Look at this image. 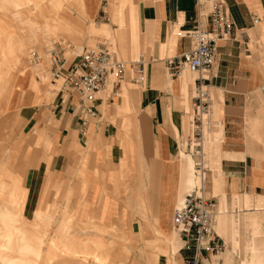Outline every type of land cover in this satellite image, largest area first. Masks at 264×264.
Segmentation results:
<instances>
[{
    "label": "crops",
    "instance_id": "obj_1",
    "mask_svg": "<svg viewBox=\"0 0 264 264\" xmlns=\"http://www.w3.org/2000/svg\"><path fill=\"white\" fill-rule=\"evenodd\" d=\"M16 1L0 0V12L12 14L13 10L14 18H21ZM51 1L59 7L56 0ZM76 1L83 16L93 19L101 14L103 5L107 7L110 22L97 24L107 26L103 33H114L116 47L125 55L131 47L139 50L138 57L147 69V83L142 89H122L121 97L108 96L106 90L97 93L95 116L83 132L80 104L74 94L59 91L50 102L38 104V94L23 81L25 93L14 96L10 111L20 119L24 144L28 143L22 148L23 154L27 156L29 151L34 166L26 171L24 181L14 170L16 158L1 163L13 177L0 182V228L19 230L17 235L9 233L4 245L15 237L20 244L31 243L17 224L24 219V206L30 211L31 221L42 216L36 209L41 204L35 199L39 186L35 181L48 179L54 185L67 186L68 201L74 202L79 218L87 220L83 231L90 226L118 234L122 230L135 241L144 235L149 242L154 236L153 227L161 234L170 235L174 208L190 191L188 165L192 167L193 161L190 156L188 162L184 160L185 155L179 151L177 139L182 132V113L174 107V98L179 94L188 100V84L193 85L194 80L182 75L179 83L174 77L172 86L165 87V77L169 74L167 60L189 46V39L182 34L196 24L195 0H131V5L129 0H83L84 4ZM225 1L234 24V38L217 42L216 63L210 71H203L196 77L207 79L205 84L211 87L212 115L214 119L219 118L222 126L217 131L218 141L211 148L212 176L207 192L219 201L217 215L226 235L232 232L227 224L229 215L224 214L225 204L231 200L237 203L241 197L246 214L242 220L239 212L235 214L238 228L235 246L240 247L241 228L250 234L244 241L243 258L238 264H264L263 251L252 244L254 238L264 233V215L258 214L264 209V105L257 97L264 85V0ZM253 15H257V22H253ZM116 19L119 29L111 28L116 26L112 24ZM91 22L94 21L89 20ZM42 23L44 33L55 31L56 19ZM201 24L207 26L206 17L201 19ZM87 28L89 37L102 36L90 35ZM49 40L47 38V43ZM14 41V31L9 32L0 25V75L3 76L0 84L7 82L12 74L10 47ZM23 51L25 53L24 48ZM164 88L171 91L166 92ZM19 96L21 104L16 106ZM130 101L133 109H127ZM115 109V116L124 112L133 117L138 128L133 140L118 126L125 120H111ZM8 120L4 117L1 122L8 127L11 126ZM128 181L134 185L130 194L126 192ZM51 207L54 212V206ZM114 223L117 224L110 225ZM70 235L67 233L70 243L82 244ZM3 236L0 232V238ZM221 240L225 249L220 264L229 250ZM83 242L86 247L93 244L87 240ZM104 251L101 254L104 264H130L132 261L123 256L118 260L122 262H110ZM191 255L179 247L175 263L184 264L183 259ZM8 264L21 263L11 261ZM199 264H212L207 252L203 253Z\"/></svg>",
    "mask_w": 264,
    "mask_h": 264
},
{
    "label": "rangeland",
    "instance_id": "obj_2",
    "mask_svg": "<svg viewBox=\"0 0 264 264\" xmlns=\"http://www.w3.org/2000/svg\"><path fill=\"white\" fill-rule=\"evenodd\" d=\"M81 1L84 4V1ZM56 3H59V7H55L51 0H17V10L21 14V18L19 19L14 18L13 10L12 14H3L0 12V18L2 19L0 20V25L5 27L9 32L14 31V38L16 40L10 47L13 56L12 74L9 75V80L7 82L3 81V83L0 84V182L10 181L13 177L10 170H5L1 167L2 162H10L11 159L16 158L14 160L15 163H13L14 170L17 176L24 181H26V171L34 166L29 151L27 156L23 154L25 151L22 150V148L25 146V149L28 143L24 144L25 135L20 127V119L18 115L10 111V108L14 96L17 94L22 96L25 93L22 87L25 86L23 81L29 85V89L38 94V98L36 99L38 104L50 102L61 90L62 82L56 81L50 74L51 64L49 56L46 54L48 47H51L53 44H60L65 51V57L66 60H69V63L72 59L74 60L82 50L97 48L101 44L107 45L119 59L124 61L137 60L139 55V50L136 47H131L129 54L125 55L124 51L122 52V50L120 51L116 47L118 43H116L114 39V33L107 35L102 32L107 26L97 23L110 22L109 15H107L108 9L105 5H103L104 7L101 9V14L93 19L87 15L86 17L83 16L79 3L76 0H56ZM128 4H132L131 0H129ZM128 9H130L129 5ZM102 11L106 13L105 17ZM52 18L56 19L55 31L44 33L42 21ZM127 19L128 16H125V20ZM89 20L96 23H89ZM112 24H116V26L111 25V28H118L117 19ZM86 28L90 35L100 34L102 36L89 37L86 33ZM47 38H50L48 43L46 41ZM8 47L9 44L7 49ZM32 51H37L42 56L39 63L31 59L30 53ZM145 74L147 80L146 65ZM183 75L189 78V80L193 79L194 82L197 77V75H190L187 73ZM2 79L3 76L0 75V82ZM172 80L173 78L167 74L165 77V87L168 84L172 86ZM177 81L179 83L180 78ZM121 84L117 92L109 85L105 94L108 96L117 94V96L121 97V91L124 88L142 89V87L130 81L129 78L121 81ZM145 86L143 85V88H145ZM188 88V100H184L179 94L174 98V107L180 109L182 113V132L177 139L178 147L179 151L185 155V158L181 156L184 160L188 162L187 157L190 156L193 161L192 167L189 168L188 165L189 182H191L190 190L199 186V179L195 176V170L196 168H202L201 157H203V162L208 168L202 171L205 178V192L206 196H212V193L210 194L207 192L208 181H211L212 176V168L210 166L211 148L218 141L219 134L217 131L220 130L222 126L219 124V118H213V104L210 101L208 113H211V115L208 117L203 116L202 118L203 135L199 129H194V125H200L198 121H195V124H193V120L199 118V113H197L194 108L195 97L198 95V92L194 84L192 85L189 83ZM54 90H56V92ZM164 90H166V92L171 91L166 88H164ZM20 96L19 103L16 106H20L21 104ZM257 97L259 102L264 105V97L260 94V91H258ZM116 99L117 97L114 98L113 103L116 102ZM127 109H133L131 101L127 103ZM116 111L117 109L110 115L111 120H125L122 125L118 126L121 128L124 135L132 137L129 138L133 140L138 131L137 124L133 122V117H129L124 112L115 116L114 114ZM4 117L9 119L8 123L11 126L8 125V127H6L3 125L1 121ZM1 136L3 138H1ZM7 136L9 139H7ZM202 137L203 143L200 144L199 141ZM200 147L203 150V156ZM35 182L39 184L36 188L38 189V195H35V199L40 201L41 204L36 209L41 212L42 216L36 221H31L30 211L25 209L24 206V221L21 220L22 222L20 221L17 224V227L21 228V233L31 243L20 244L15 240V237L9 239V243L4 245L3 241L8 240L9 233L17 235L19 230L16 228H0V232L4 234V236L0 238V258L3 259H0V264H8L11 261H17L21 264H104V257L102 258L101 256L104 249H106V251H104L105 258L106 256L107 258L109 257L110 262H122L118 260L123 256L126 258L129 257V259L132 260L130 264H135L134 262L137 264H174L176 262L180 243L175 236L173 225L170 235L161 234L153 227L154 236L150 238L152 239L150 242L144 235L138 236L140 239L135 241L127 236V234H123L122 230H119L121 233L119 232L118 234L112 230H103L90 226L86 231H83L85 229L83 224H85L87 220L80 219L75 211L76 209H74V202L68 201L70 196L66 197L67 186L63 187L59 184L54 185L48 179ZM133 186V182L128 181L126 184V192L129 194L133 193ZM35 193H37V190ZM0 198L2 197L0 196ZM214 199L216 202V214H218L219 201L217 198ZM32 204H35V202ZM178 204L179 202L176 206ZM52 205L54 206V212H52ZM142 205L143 203H140L141 207ZM225 205L224 214L229 215L226 218L232 234L226 235L223 233L221 218L217 215L218 235L229 246L224 262L221 264H238L240 262L239 260L243 258L244 241L249 239L250 233L241 228L239 234L240 247H238V245L235 246V236L237 237L238 235L235 234L238 230L237 222H235V211L237 210L239 212L240 220H242L246 213L241 203V197H239L237 203L231 200L229 204L227 203ZM258 214L264 215V209L258 211ZM116 224L117 223L110 225L115 226ZM67 233H71L69 237H77L82 241V244L70 243L67 238ZM259 236L260 237L252 240V244L257 250L263 251L264 253V233H260ZM84 240L91 241L93 244L86 247L83 245ZM262 262H264V259H262Z\"/></svg>",
    "mask_w": 264,
    "mask_h": 264
},
{
    "label": "built area",
    "instance_id": "obj_3",
    "mask_svg": "<svg viewBox=\"0 0 264 264\" xmlns=\"http://www.w3.org/2000/svg\"><path fill=\"white\" fill-rule=\"evenodd\" d=\"M195 7L197 11L196 24L192 29L182 34V37L189 38L188 48L169 58L166 62L173 75H177L184 69L209 71L218 55L217 42L234 38V24L225 0H195ZM204 17L207 18L205 27L201 24V19ZM252 20L257 22V15H253ZM32 55L34 56L35 53ZM116 58L105 45H99L97 49L87 50L83 55L77 56L65 68L64 64L67 60L63 55L60 57L58 53V56L54 57V61L51 57V71L53 77L56 78L58 74L64 75V89L77 97V102L81 105L84 115L85 113L92 114L95 112V93L102 90L109 82L119 86L122 79L127 76L126 67ZM143 70L142 62L134 63L136 77L130 76L134 83H143ZM261 90L264 93V85L261 86ZM196 99V106L206 107L205 100L200 97H196ZM80 122L81 126L87 125L84 116L80 118ZM201 196L195 190L188 193L182 205L173 211L172 223L181 226L186 239L196 238L194 234H199L206 239L212 233L210 225L206 226L202 220H195V216L203 212L202 203L204 200ZM212 241L215 243L216 239ZM219 246L215 245V247ZM191 248L194 249L191 245H187L184 249L191 251ZM200 249L201 246H199ZM197 256L195 253L193 256L186 257L184 263L195 264Z\"/></svg>",
    "mask_w": 264,
    "mask_h": 264
},
{
    "label": "bare ground",
    "instance_id": "obj_4",
    "mask_svg": "<svg viewBox=\"0 0 264 264\" xmlns=\"http://www.w3.org/2000/svg\"><path fill=\"white\" fill-rule=\"evenodd\" d=\"M102 14H103L104 17L106 16V13L103 12V11H102ZM101 45H104V44H101ZM105 46H106V48H108L117 57L116 59L118 61H120L121 63H123L124 66L126 67L127 76H125L122 79V81L124 79H126V78H129V80L132 81L130 76L132 78L136 77V73L134 71V63H136L137 61L142 62L140 60V57H138L137 60L127 62V61L119 59L118 56L107 45H105ZM97 48H93V49H97ZM87 50H91V49H84L77 56L83 55L85 53V51H87ZM33 53H35L34 56L32 55ZM58 53H59L60 57H61V55H63L65 57V51H64L63 47L60 44H53L51 47H48L46 54L49 56V60H50V64L51 65H52L51 57H52V59L54 61V57L58 56ZM77 56H76V58H77ZM30 57H31V59L33 61H35L37 63H39L41 61V59H42V56L37 51H32L30 53ZM216 60H217V58H216ZM216 60H215L214 64L216 63ZM68 64H69V60L67 59L66 63L64 64V67L66 68ZM214 64H213V66H214ZM143 66H144V70H143L144 81L141 84H138V83L135 82V84L139 85V87H143V85L147 81L146 80L144 63H143ZM212 67L210 68V70L212 69ZM168 70H169L170 77H172V78L176 77L177 80L179 78H181V76L183 74H185V73L190 74V75L191 74L198 75L199 73L203 72V71H190L189 69H184V70L180 71V73H178L177 75H173L169 66H168ZM50 74H51V77L53 79H55L56 81H61L62 82V87H61V90H60L62 93H70V94H72L70 91L65 90L64 87H63L64 86L63 83L65 81L64 75L58 74L57 78L53 77L54 75H53V72L51 71V66H50ZM132 82L134 83V80ZM206 82H207V79L204 78L203 76L198 78V79H196L195 82H194L195 89L198 92V95L196 97H200L201 99L206 101V107L201 108L200 106H196L197 105L196 104V100L197 99L195 97L194 108H195L196 112L199 113V116H198L199 118H196L195 120H193V124H195V121L199 122L200 125L197 126V127L194 125V129L198 128L199 131L202 133V135H203V128H202L203 119L202 118H203V116L208 117V116L211 115V113L210 114L208 113L209 112L208 111V109H209L208 107H209V102L210 101L212 102L211 87L207 86L205 84ZM65 85H66V82H65ZM109 85L112 86V89L115 88L113 90L115 92H117V90L120 88V86L122 84L120 83V85L118 86V85L114 84L113 82H111V83L109 82L102 90H99L97 93H99V92H101L103 90H107ZM259 91H260V94L264 97V93L262 92L261 87H260ZM97 93H95V95ZM111 95H114V94H111ZM95 113H96V110L92 114L85 113V115H84V113H82V109H81V105H80V118H82L84 116L85 119L87 120V122H86L87 125L90 123L91 118L95 116ZM80 124H81V122H80ZM87 125L86 126H81V129H82L83 132L85 131V128L87 127ZM200 136H201V134H200ZM199 142H200V144L203 143V137H202V139ZM201 154L203 156L202 148H201ZM201 158H202V168L201 169H197L196 168V170H195V176H196L197 179H199V186L198 187H194L193 189L190 190V192L195 190L198 194L202 195L201 198L204 200V202L202 203L203 212L197 214L195 216V220L196 221L202 220L203 222H205L206 226L210 225V229L212 230V233L209 234L206 239L202 238V236L199 235V234H194V236L196 237L194 239H192V238H187L186 239L185 236L183 235L181 226H178V225L173 224V223H172V225H173L174 230H175V236L178 239V241L181 243V246H180L181 250L188 251V250L184 249L187 245H191V247H194V249L191 248L192 250L191 251L189 250L188 252H190L192 254V256L195 255V253H197L198 256H197V261H196L195 264H199L200 263L204 252H207L212 264H220L221 256H222V254L224 252L225 247H224V243L222 242L221 238L219 237L218 231H217V220H216L217 214H216V202H215V199L212 196H206L205 187H204V179L205 178H204V173L202 171H203V169H205V168L208 169V168L203 162V157H201ZM186 195L184 196V198L181 199V202L176 207H179V206L182 205ZM235 214H238L237 210H236ZM214 239H216V241H214L215 243H213V241H212ZM216 244L218 246L219 245H221V246L215 247ZM199 246H201L200 250H199ZM184 259H183V262H184ZM174 264H177V263H174Z\"/></svg>",
    "mask_w": 264,
    "mask_h": 264
}]
</instances>
